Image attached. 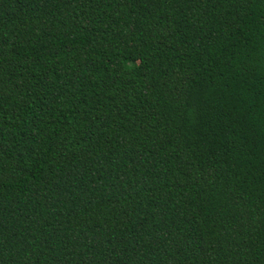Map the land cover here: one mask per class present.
<instances>
[{
    "label": "trees",
    "instance_id": "trees-1",
    "mask_svg": "<svg viewBox=\"0 0 264 264\" xmlns=\"http://www.w3.org/2000/svg\"><path fill=\"white\" fill-rule=\"evenodd\" d=\"M0 264H264V0H0Z\"/></svg>",
    "mask_w": 264,
    "mask_h": 264
}]
</instances>
